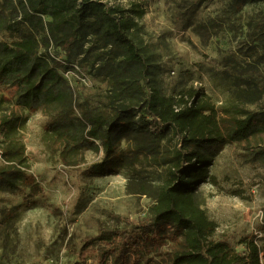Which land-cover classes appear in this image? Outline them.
<instances>
[{"label":"trees","instance_id":"1","mask_svg":"<svg viewBox=\"0 0 264 264\" xmlns=\"http://www.w3.org/2000/svg\"><path fill=\"white\" fill-rule=\"evenodd\" d=\"M203 1L180 0L184 28L207 38L227 32L236 42L220 49L229 98L219 107L194 86L163 92L158 54L143 36L146 9L138 4L0 0V83L7 85L0 94V188L35 182L23 169L19 133L27 120L18 104L46 109L45 131L64 157L103 151L85 176L126 168L128 190L152 200L145 218L87 237L72 264H87L92 253L96 264H264L257 239L237 250L215 238L218 224L200 190L204 183L220 187L210 169L227 144L264 132V0H228L216 17L194 24L188 14ZM86 72L106 84L99 104L82 96ZM248 151L245 162L264 164V149ZM5 214L3 225L15 212Z\"/></svg>","mask_w":264,"mask_h":264},{"label":"rangeland","instance_id":"2","mask_svg":"<svg viewBox=\"0 0 264 264\" xmlns=\"http://www.w3.org/2000/svg\"><path fill=\"white\" fill-rule=\"evenodd\" d=\"M109 1L146 9L141 19L143 36L158 54L163 92L173 94L194 86L217 107L229 98L221 75L224 67L220 49L235 46L230 33L207 38L198 35L193 26L184 28L186 17L180 0ZM227 2L205 0L188 17L194 24L207 21L216 17ZM86 74L82 96L91 104H99L106 84ZM6 87L0 83V94L6 93ZM14 109L27 120L19 133L26 148L23 169L34 176L35 182L15 190L0 188V221H5L6 212H15L9 224L0 223V264H72L84 240L101 226H122L125 218L140 220L147 216L152 200L128 190L129 170L117 167L101 176H85L83 169L101 160L102 150L64 157L62 145L50 140L45 131L46 109L30 112L18 104ZM221 124L226 131L227 123ZM261 149L264 132L227 144L210 169L217 174L220 187L211 183L200 186L207 213L218 224L215 238L228 240L237 250L244 249L248 239L264 245V164L245 162L244 156L248 150ZM3 164L0 156V166ZM169 250L170 245H165L161 257H167ZM262 256L264 260V251ZM149 257L161 258L154 253ZM87 264H96L94 253Z\"/></svg>","mask_w":264,"mask_h":264}]
</instances>
